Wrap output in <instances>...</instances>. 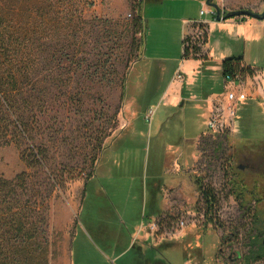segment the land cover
Masks as SVG:
<instances>
[{"label": "rangeland", "instance_id": "1", "mask_svg": "<svg viewBox=\"0 0 264 264\" xmlns=\"http://www.w3.org/2000/svg\"><path fill=\"white\" fill-rule=\"evenodd\" d=\"M79 1L74 9L87 22L102 32L112 27L119 35L109 42L102 39L97 47L88 41L79 58L91 62L101 52L118 76L116 82L113 77L97 82L73 78L68 85L75 95L62 93L57 114L44 118V139H58L47 150L60 181L50 201V264H145L146 250L135 238L150 217L167 207L164 215L170 216L158 230L161 239L173 242L148 250L150 259L160 264H264V259L247 260L252 251L264 255V104L255 99L240 104L235 133L201 138L209 133L206 105L188 100L173 106L166 96L184 61L188 23L214 20L206 0H145L140 60L139 35L125 27L134 21L137 0ZM216 3L224 14L264 11V0ZM236 20L242 23L212 32V55L244 57L263 76L264 21L245 17L227 22ZM193 32L198 29L191 27L188 33ZM192 66L186 63L183 70ZM210 81L198 75L196 97L203 88L219 89L220 77ZM25 171L17 147L0 148V176L14 179ZM198 178L220 199L213 221L205 217ZM232 179L243 184L244 203Z\"/></svg>", "mask_w": 264, "mask_h": 264}, {"label": "trees", "instance_id": "2", "mask_svg": "<svg viewBox=\"0 0 264 264\" xmlns=\"http://www.w3.org/2000/svg\"><path fill=\"white\" fill-rule=\"evenodd\" d=\"M144 1H135L134 21L125 25L126 30L131 27L139 35L136 40L139 60L147 30L141 13ZM79 2L0 0V148L17 147L26 166V171L14 179L0 176V264H50L54 246L50 236V201L60 181L50 167L52 158L47 150L55 147L58 139L52 135L46 142L44 118L57 114L62 93L67 98L75 95L68 85L73 78L97 82L113 77L116 82L118 76L111 59L104 60L106 56L101 52L93 54L91 62L79 58L88 41L97 47L102 39L109 42L119 36L112 27L106 26L102 32L99 26L87 22L74 9ZM214 18L217 19L216 15ZM191 27L198 29L199 39L193 41L192 35L186 34L183 60L201 61L205 70L212 64L205 49L208 29L203 23H192ZM259 71L260 68L248 65L244 57L222 62L225 82L236 77L247 80ZM126 80L127 74L122 80V101ZM204 137L207 135L201 138ZM196 183L205 217L213 221L220 203L218 194L202 179L198 178ZM231 183L244 203L243 184L237 186L233 179ZM169 216L160 217L161 229ZM255 255L252 251L247 260L264 259L262 254Z\"/></svg>", "mask_w": 264, "mask_h": 264}, {"label": "crops", "instance_id": "3", "mask_svg": "<svg viewBox=\"0 0 264 264\" xmlns=\"http://www.w3.org/2000/svg\"><path fill=\"white\" fill-rule=\"evenodd\" d=\"M207 10H208V12L212 13L215 16V14H214L215 12H213L211 10V8L207 9ZM192 21H194V23H203L207 26L208 43H207L205 49L209 55L210 60L212 61V64H211V66L207 67V69L204 70L203 64L201 61H196V60L183 61L182 65L178 68L175 75L173 76V80L168 87V91L166 93V96L168 98H170V104L173 106H177L180 103H181V106H184V104L188 100H193V101H197L199 103H202V104L206 105L207 113H208L207 116H208V118H210V115L212 112L213 100L216 97H218L219 95H221L224 91V82L225 81H224V77H223V73H222V62L227 58H231V57H225V55H223L222 58H215L214 55H212V49H211V43H210L211 42V34L214 30L219 29V27L222 29H225V28L226 29L227 28L232 29L233 25L235 26L237 24H241L242 22L239 20H236L234 22H227V21H220L219 22L215 18L213 21H210V22L207 20H200L199 21V20H194V19ZM191 24L192 23H188V28L185 29V31H186L185 36L190 31ZM186 63L194 64V66L187 68L189 70L186 69L187 72H185L183 70ZM179 72H182V74L184 76L183 81L177 80V75ZM188 73H190L194 77L189 79V77L187 76ZM198 75H201V77L204 81L207 79H209V81L213 80L217 76L220 77L221 83H220L219 89L216 90L212 87L203 88L201 90L202 96L196 97V94L193 93V89L198 84ZM263 85H264V71H263ZM195 90H198V89L195 88ZM186 92L191 94L190 98H186ZM256 96L257 97H253V98H249V99L258 100L259 102H262L264 104V90L257 93ZM248 100L241 102L240 104L246 103ZM239 105H238V109H239ZM208 121H209V119H208ZM207 130H208V123H207ZM206 135L207 136H213V134H211V133H207ZM166 212H168V207L166 208V210L161 215H159V216L156 215L155 217H150L149 218L150 219L149 225L146 227L145 226L142 227L140 230V234L138 236H136V238H135V240L137 242L138 241L142 242L143 248L146 250V253L144 254L145 264H160V263H158V261H154L153 259H150L147 251L150 249L158 248L162 245L169 246L173 242L171 239H167V238L161 239V236H160L161 234H159V230H153L152 229V225L154 223L159 224L160 217H164L165 216L164 214ZM178 239H181V238H178Z\"/></svg>", "mask_w": 264, "mask_h": 264}, {"label": "built area", "instance_id": "4", "mask_svg": "<svg viewBox=\"0 0 264 264\" xmlns=\"http://www.w3.org/2000/svg\"><path fill=\"white\" fill-rule=\"evenodd\" d=\"M191 35L193 41L199 39L198 32H193ZM177 80H184L182 72L178 73ZM247 89L250 90V93L246 92ZM263 90V76L259 72L247 80L236 77L224 82L223 93L213 100L212 112L208 121L209 133L220 135L228 131L234 132L238 105L249 98L257 97V93ZM152 116L153 113L148 118L151 119ZM182 225L185 226V223L183 222ZM152 229L158 230L159 224L154 223Z\"/></svg>", "mask_w": 264, "mask_h": 264}, {"label": "water", "instance_id": "5", "mask_svg": "<svg viewBox=\"0 0 264 264\" xmlns=\"http://www.w3.org/2000/svg\"><path fill=\"white\" fill-rule=\"evenodd\" d=\"M206 4L208 7L214 10L216 14L217 20L220 21H227L233 18H253L258 21H264V11L263 13H257L252 10H238V11H231L228 13L223 12L222 8L216 3V0H206Z\"/></svg>", "mask_w": 264, "mask_h": 264}, {"label": "flooded vegetation", "instance_id": "6", "mask_svg": "<svg viewBox=\"0 0 264 264\" xmlns=\"http://www.w3.org/2000/svg\"><path fill=\"white\" fill-rule=\"evenodd\" d=\"M241 168H243V167H241Z\"/></svg>", "mask_w": 264, "mask_h": 264}]
</instances>
